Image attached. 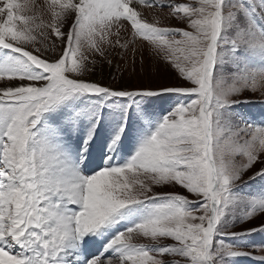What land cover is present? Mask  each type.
<instances>
[{"label": "snow or ice", "instance_id": "1", "mask_svg": "<svg viewBox=\"0 0 264 264\" xmlns=\"http://www.w3.org/2000/svg\"><path fill=\"white\" fill-rule=\"evenodd\" d=\"M144 2L169 7L191 30L148 22L132 0H47V21L35 0H0V264H181L168 255L264 264L224 242L264 232V220L230 230L264 213V198L235 191L257 164L250 179L264 178V127L235 110L249 102L243 92L264 95V67L252 64L264 65V0ZM126 25L183 83L114 88L83 78ZM163 96L175 100L163 115L141 111L140 101ZM133 112L135 144L124 156ZM106 125L102 163L89 171ZM164 186L195 200L156 190Z\"/></svg>", "mask_w": 264, "mask_h": 264}, {"label": "rangeland", "instance_id": "2", "mask_svg": "<svg viewBox=\"0 0 264 264\" xmlns=\"http://www.w3.org/2000/svg\"><path fill=\"white\" fill-rule=\"evenodd\" d=\"M32 0H28L31 4ZM167 2V0H164ZM195 0H171L172 4H192ZM35 3L40 6L41 11L44 12L43 19L47 21L49 16L46 11L47 0H35ZM133 5V6H131ZM131 7L139 11L144 19L148 22H155L157 19L161 21L162 26L168 27H179L187 29V25L176 20L174 17L169 15L171 9L169 7H148L146 6L144 0H132ZM135 6V7H134ZM144 9H150L154 12H148ZM158 11V12H157ZM71 23V21H69ZM191 30V29H187ZM115 33V27L112 29ZM110 39L115 46L105 45L107 50L106 58H101L99 56H93L96 63L90 65L92 68L83 78L86 80H94L104 85L112 86L114 88L119 87H143V88H159L163 86H172L183 83L178 78V73L171 64L166 62L161 56H157L153 53L151 46L147 41L140 38L134 37L130 25H126V28L120 29L119 37L112 35ZM119 39L120 44H116V40ZM140 42V43H139ZM127 44V48H122L120 45ZM61 51V47L57 45L56 53ZM49 58L52 54L49 53ZM111 59L113 63L108 64V60ZM252 64L257 68L264 67L258 61L253 60ZM239 99L247 100L248 103L239 104L236 106L235 110L237 113L242 115L247 122L251 123L255 127H264V95H261V90L256 92L245 91L243 92ZM175 100L174 98L163 96V97H153L147 98L140 101L141 111L147 110L152 113L154 117H158L169 110ZM147 103V106H145ZM132 120L130 126L128 127V136L124 138L123 147L121 149V155L127 156L131 153L137 134V119L139 113H131ZM141 124L144 121H140ZM109 127L106 125L104 128L100 129L98 136H103L106 141L108 140ZM225 138L231 139V133L225 129L224 136L221 138V144ZM247 138V137H246ZM227 150V148H226ZM264 155V154H262ZM243 158L240 156L235 157L236 163H240ZM260 168L257 164L256 168L251 171H245L242 180L252 176L255 171ZM241 181L238 182L235 191H237L241 196L247 199H261L264 198V178H259L256 180V185L251 183L244 185ZM157 191L163 192H174L181 193L189 197L190 200H195V197L188 194L185 190L181 189L179 186H164L156 189ZM194 207V205H193ZM248 209L241 206L237 208L238 215H242L244 211ZM264 220V213H257L250 222L244 224L237 223L235 227L231 228V231H240L241 229H247L252 226H258ZM137 243L147 244L148 241L143 239H137ZM226 244H231L233 246H241L242 250L249 251L252 253L253 257H259L264 255V232H257L251 235L243 236L236 239L224 238ZM164 244L173 243L170 240L163 242ZM255 246V247H250ZM168 260H180L183 264V258L179 256L168 255L166 257ZM229 264H259L258 260H254L251 257H238V258H228Z\"/></svg>", "mask_w": 264, "mask_h": 264}, {"label": "bare ground", "instance_id": "3", "mask_svg": "<svg viewBox=\"0 0 264 264\" xmlns=\"http://www.w3.org/2000/svg\"><path fill=\"white\" fill-rule=\"evenodd\" d=\"M133 6V5H131ZM135 7V6H134ZM147 10L148 12H154L153 10H150V9H144V11ZM158 12V11H157ZM140 43V42H139Z\"/></svg>", "mask_w": 264, "mask_h": 264}]
</instances>
